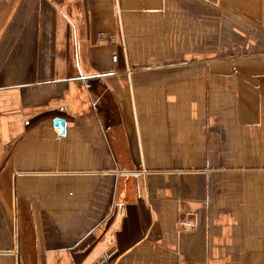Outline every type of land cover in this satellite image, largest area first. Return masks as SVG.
<instances>
[{"label":"crops","instance_id":"1","mask_svg":"<svg viewBox=\"0 0 264 264\" xmlns=\"http://www.w3.org/2000/svg\"><path fill=\"white\" fill-rule=\"evenodd\" d=\"M0 264H264V0H0Z\"/></svg>","mask_w":264,"mask_h":264},{"label":"built area","instance_id":"2","mask_svg":"<svg viewBox=\"0 0 264 264\" xmlns=\"http://www.w3.org/2000/svg\"><path fill=\"white\" fill-rule=\"evenodd\" d=\"M98 42L105 44V43H115L116 38L115 37H108L106 34H101L98 37Z\"/></svg>","mask_w":264,"mask_h":264},{"label":"water","instance_id":"3","mask_svg":"<svg viewBox=\"0 0 264 264\" xmlns=\"http://www.w3.org/2000/svg\"><path fill=\"white\" fill-rule=\"evenodd\" d=\"M54 122L57 126H61L62 133H64L66 131V124L67 123H66L65 119L57 117V118H55Z\"/></svg>","mask_w":264,"mask_h":264}]
</instances>
